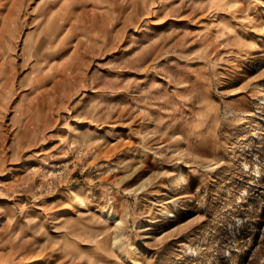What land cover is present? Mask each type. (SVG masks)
I'll return each mask as SVG.
<instances>
[{
  "label": "rangeland",
  "instance_id": "374dc122",
  "mask_svg": "<svg viewBox=\"0 0 264 264\" xmlns=\"http://www.w3.org/2000/svg\"><path fill=\"white\" fill-rule=\"evenodd\" d=\"M0 264H264V0H0Z\"/></svg>",
  "mask_w": 264,
  "mask_h": 264
},
{
  "label": "bare ground",
  "instance_id": "6f19581e",
  "mask_svg": "<svg viewBox=\"0 0 264 264\" xmlns=\"http://www.w3.org/2000/svg\"><path fill=\"white\" fill-rule=\"evenodd\" d=\"M174 215H175V213H174Z\"/></svg>",
  "mask_w": 264,
  "mask_h": 264
}]
</instances>
